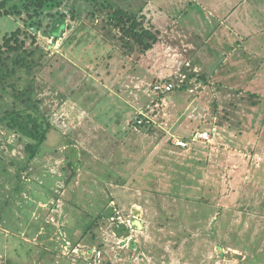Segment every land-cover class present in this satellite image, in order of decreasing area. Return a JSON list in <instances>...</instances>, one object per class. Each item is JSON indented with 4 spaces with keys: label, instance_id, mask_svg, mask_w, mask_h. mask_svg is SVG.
Returning <instances> with one entry per match:
<instances>
[{
    "label": "crops",
    "instance_id": "crops-1",
    "mask_svg": "<svg viewBox=\"0 0 264 264\" xmlns=\"http://www.w3.org/2000/svg\"><path fill=\"white\" fill-rule=\"evenodd\" d=\"M143 1H145V3L142 4L139 9H136L138 6H129L128 4L132 2L129 3L128 0H124L123 2L127 5H124L123 8L139 11L142 17L147 18L146 13L144 14V5L147 3L146 0ZM167 1L168 10L165 11H167L168 14L165 19L168 18V21L172 16L169 14L174 10L172 9L173 6L170 5L171 2L172 4L177 2L179 5L181 3H190L189 8L192 3L200 2L207 13L212 14L211 16H207V13L205 14L206 19H209L212 23L214 22L211 20L212 17L217 18L219 12H222L223 16H226V22L229 24H232L230 21L233 23H238L239 21L244 22V15L240 12L250 9L245 7L248 0ZM157 2H160V0ZM219 3H221V5L215 7L212 5ZM179 12L178 14L181 16L180 20L176 22V25H174L171 30L174 37L179 39L185 33H191L190 35L192 36H199L197 38H192L193 42L191 41L192 44L190 43L191 46H189V54L193 56L192 62L184 60L185 62L183 61V63L180 64L178 71L175 72V74L173 72L172 76L171 73L165 74L164 72H157V69L152 73L150 72L151 74L149 73V76H146L145 72H143L144 75L140 77L137 76V74L128 72V77H131L129 80L144 81L145 78L149 83L150 87L144 89L136 85L135 87H139L137 88L138 93L133 88H129L130 92L124 95L108 88L109 90L107 89L105 93L101 92V95L97 98V100L99 99L97 102L91 100V97L96 94L95 92H88L89 95L87 96L85 95L88 93L85 94L84 92L81 95L83 100L75 97L74 99L77 102L71 101L73 104L68 108L61 107L57 110V119H51L52 128L48 132L46 140L43 142V144L45 142L47 143L46 149L43 151L40 149V153L30 163L27 161L26 155L23 159H20L22 170L23 167L25 169L29 167V170L22 171V173L24 172L23 174L12 172L11 176L4 173H2L4 177L0 176V205L10 206L16 202L17 207L12 215H14L18 221L23 222L24 219L27 221L24 224L18 225L16 228L18 232H20L16 239H21L24 243H34L45 249V262L41 263L38 261V264H89L95 256V251L101 249H104V251L101 250L102 256L100 264H113L111 257H106L105 254L106 249L110 245L108 242L111 241V237L116 240L118 239L119 241L117 240V244L119 247L122 249H129V251L133 253V257H135L136 254H143L148 259H153L156 263L160 262V264L161 262L164 264L165 261L163 260L169 258L168 262L165 264H178L176 259H183V257L191 259L194 252L201 253V246L203 250H209L207 246L202 245V243L206 244V242H209V240H206V236L203 237V235H201L197 238H193L196 236H190L188 230H194L195 227L205 226L210 219L214 220L212 223H216L220 215H225L226 223L224 226H221L220 238L237 235L238 232L231 230L235 227L243 226H247V233L243 236L247 238L251 230L257 228L254 221L248 218L245 212L242 216L236 214L241 219H235V221L238 222H234V226H231L230 220L233 218V213L240 210V206H236L235 203L231 204V202L238 200L234 198L230 203H226L231 206V208L227 209L224 207L226 206L224 205L225 198L221 199L218 197V199L214 201L210 195H215V192H210V187L207 182L206 184H200L199 181H202L203 178L207 179L213 158L222 160L226 153L229 155L233 149L235 150L236 146L241 149L245 147L252 148V150L256 149L255 147L263 144L264 135L261 134L260 136L258 133L255 135V132L252 130L251 132L254 133L251 139L246 138L247 136L245 135H243L245 137H239V133H234L232 135L231 132L228 133V131L232 129L233 125L224 123V119L219 112L211 113L208 108H205L203 110L204 112L199 114L201 121L196 119L197 115H195V112L200 102L199 97L206 91L208 84L212 83V79H217V84L222 86L220 92L223 93L226 91V94L232 95L231 97L250 91L254 87L252 82L257 81L258 77L264 76V60L259 61L263 57V54L260 52L258 56L261 57L254 56L257 52L255 48L245 45L249 41L245 38H239L237 40V34L226 32L224 30L226 27L219 29L214 23V27L210 26V29H203L202 33L197 31L199 34H196L194 30H190L191 28H189L187 24V21L191 23V21L186 18L187 10H181ZM247 18L250 17L247 16ZM148 22H151L149 18ZM201 27H203V25H201L200 28ZM90 33L94 34L92 31H90ZM250 33L251 31L249 32V30L238 32L240 37L241 34L248 37ZM202 35H204L205 38L207 37V41L200 38ZM159 37L160 35L153 45L159 42ZM197 39L200 41L199 44H197ZM236 42L239 43V46L244 44L245 47L243 48L241 57L236 55L239 57H236L235 60L232 61L230 57L238 50L236 45H233V43L235 44ZM204 44H206V56L202 54L200 48L201 45ZM213 44L215 47L212 46ZM227 44L230 46L229 51L233 50L231 52L232 54L225 53V46H227ZM114 46L115 45L112 43V47ZM153 49H155V46L152 47V50ZM211 50L224 53V58H222V56H219L218 59L214 58L209 54ZM122 56H124V59L120 63L125 64V60H128V55ZM226 60L228 62L227 67L242 68L241 70L236 69L238 72L233 71L234 76L239 73L240 76L244 77L246 72H249L247 78L251 77L252 79L249 83L247 82L248 84L246 83L247 87L236 85V88H227L223 85V77L230 76V73L222 69ZM229 61H231L230 64ZM254 61H259V64L257 66L253 65ZM111 63L113 62L111 61ZM220 63H222V68L220 67ZM244 64L248 67L249 71L243 68ZM120 72L119 69L114 71L116 78L113 84H119V82H117L119 78L122 81L125 80L123 76L125 72ZM117 73L120 74L118 75ZM114 75L110 78L112 81ZM232 75L233 74H231V76ZM120 76H123V79ZM157 80H171L175 86L171 91L162 94V105L164 106L158 108V110L156 109L158 114L152 116V111H149V108L150 104L155 101L154 99L158 97V94L153 91V84ZM137 83L140 84L141 82ZM143 87L144 85L142 88ZM255 90L257 91L258 89ZM256 91L249 92L248 94H251L253 98L263 100L264 95L258 92V94H256ZM260 104L261 101L260 103L258 101H253L252 106L257 107L260 106ZM141 111L146 112L152 119L150 125L139 126L134 124L135 120L132 122L134 115L137 118ZM174 111H176V114ZM100 112L106 115L104 120L99 117ZM96 114H98L97 118ZM208 114L214 117L209 119L206 117ZM156 117H161L164 120V124L155 127L156 130L154 129L151 131L149 128L146 129V127L153 126L154 123H156ZM225 118H227L226 115ZM252 119L256 120L255 116L252 117ZM180 122L188 124L177 128L176 126ZM260 125H263V123H260ZM255 127L258 129L257 125H255ZM204 130L210 132L212 136L211 141L194 140L190 141L187 147H180L174 143L177 138L190 140L196 131ZM49 138H51L50 142ZM255 163L256 161L252 163V167H255L253 178L248 182L252 184H257V181L260 183L264 179V160L258 162V164L256 163V165ZM35 168L36 170L40 168L41 172L40 170L36 171ZM4 170H7V168L5 167ZM33 180H36L39 186L34 185L31 187L40 189L43 197L47 196V198L39 200L37 206H32V202L30 201L31 194L28 193L27 189H23V191L17 189L22 182L29 183ZM11 181H17V183L12 184L13 182L11 183ZM48 182H51V184ZM61 182H63V186L58 187V184ZM96 185L103 187V198L98 195ZM191 186L192 188H190ZM195 186H198L200 190L198 191L200 197L197 198V194H192ZM220 192V194H222L224 190H220ZM126 193L141 194L142 198L140 202L135 200L130 201L131 205L127 210H135L131 219H121L119 221L121 215L116 208L120 205L116 195ZM235 193L234 191L233 195H235ZM17 194L23 195V200H14V196ZM147 195H149V197H146ZM151 197H155V200L157 197L159 198V201H161L160 206L164 208L162 210L176 209L178 211H183L185 212V218H188L190 215L193 205L199 204V208L193 211V218L187 219L186 225L184 222L185 219H183L184 221L181 220V222L172 220L173 225L176 228L178 227V229L180 228L176 235L178 237L174 236L172 243L169 242L166 244L162 241L161 236L158 238V235L154 234L155 237H153V233H151L149 238L145 239L141 237L136 240L140 243L137 246L135 241L133 242V236L129 233L137 232L139 233L137 235H140L147 231L148 224L142 217L144 213H142L141 210H146L148 208L157 211L156 208L152 207V204L143 200L144 198ZM80 202H88L90 205L93 204L90 208H95L99 202H102L103 206L100 209L95 208L100 210V213L96 215H91V213L87 215L83 213L84 215H82L80 212L84 209L79 207H83ZM262 204L261 202L259 203L261 206L260 209L264 208V204ZM203 206H207L206 209H210L212 212L208 214L202 213L204 210L200 211V207ZM113 208L114 211H118L117 215L113 214ZM120 210L123 211L121 208ZM226 210L227 212H224ZM108 211L110 212L107 213ZM28 213H30V215ZM3 215L5 214H0V220ZM5 218H8L7 213ZM78 218H86L87 221L90 222V225L88 224L82 229L83 226L76 223V219ZM134 218L141 220L142 229H137L132 225ZM35 222L37 223L35 224ZM105 223L111 226L115 224V227L108 233L107 238L106 236L103 238V235L106 234H103L100 230H103L106 225ZM235 223H237V225ZM161 224L163 223L159 222L158 226ZM35 225L36 227L33 229ZM90 226H93L92 231L89 228ZM161 226L165 228L170 227L166 224ZM216 226L218 227L219 225L216 224ZM227 226H229V228L231 226V229L226 234L225 228ZM181 227H183V229H181ZM32 229L34 230L33 232ZM229 232L231 235H228ZM87 235L88 240L86 239ZM198 238H200V243H197ZM125 239H128L129 243L126 244ZM248 240L249 239H245L243 241L245 242ZM104 241H106V246L103 248L101 244ZM241 241L239 237L238 243ZM161 243L165 245H161ZM180 244H183L182 248H180ZM135 247L139 248L138 253L134 250ZM228 247L236 250L237 246ZM161 251H163V253ZM18 253L20 252L16 254ZM21 255L26 256L23 253H21ZM204 256H207V260L210 259L208 254H202L200 255V264L205 262ZM135 259L137 258L135 257ZM14 260L15 261H13L9 255H0V264H25L23 261L24 259L17 257V259ZM211 262H216V259H212ZM180 264H187V262H180Z\"/></svg>",
    "mask_w": 264,
    "mask_h": 264
},
{
    "label": "rangeland",
    "instance_id": "rangeland-1",
    "mask_svg": "<svg viewBox=\"0 0 264 264\" xmlns=\"http://www.w3.org/2000/svg\"><path fill=\"white\" fill-rule=\"evenodd\" d=\"M112 1H114V5H119V7L127 5L123 2L124 0ZM157 1L149 0V3L148 0H146L147 4L144 5V14L146 13L147 15V21L148 18L151 20V22H148V25L152 28V30L154 32L158 30L157 36L160 35L159 42L155 45L152 44V47L155 46V49L152 50L151 47L146 50V52L142 53L140 46L134 42V39L136 38L132 39L127 36V34L120 27H114V23L109 24L108 19L105 17L107 12L101 14L99 11L100 7L93 6L94 3L92 4V0H64L62 6L45 11L42 17L39 16L38 18L30 17L29 14L32 13V10L28 8L25 0H0V3L5 6L8 13L7 15L0 16V43H3V37L6 34H12L20 28L22 30L20 39L21 41L25 40L23 47H21L19 51L4 52L2 56H0V86L2 84H8L7 86L9 87V90H11L13 85L10 84H13V82L18 85L21 81V84L28 85L25 98H27L29 104L38 103V107L41 109L42 114L52 120L57 119V110L61 107H70L73 104L71 101H76L74 99L75 97L83 100L81 95L84 92L85 94L88 92H95L98 94H94V96L91 97L93 102H97L99 100H97V98L101 95V92L105 93L108 88L124 95L130 92L129 88H133L138 93L137 88L140 87L141 89H144L150 87L149 83L145 80V78L144 81L129 80L131 77H128V72L137 74V76L140 77L144 75L143 72H145L146 76H149L155 69H157V72H164L165 74L171 73L172 76L173 72L175 74V72L178 71L180 64H182L184 60L192 62L193 56L192 54H189V46L192 44L191 41L193 42L192 38H197L199 36H192L190 35L191 33H185L181 36L183 38L180 37L179 39H176L171 33L173 26L180 20L181 16L178 12L181 10H187L186 18L191 21V23L187 21V24L189 25V28H191L190 30H194L196 34H199L197 31L202 33L203 29L207 30V28L210 29V26L214 27V24H216L219 29L226 27L224 29L226 32H233L234 34H237V40L239 38H245L249 41L245 45L255 48L257 52L254 56L256 57L261 52L263 57L259 61L264 60V0H248L245 7L250 9L243 11L245 9L244 7L242 10L243 12H240L244 15V22L239 21L238 23H233L230 21L232 24L226 22L227 18L226 16H223L222 12L217 14V18L212 17L211 20L214 21L213 24L209 19H206L205 14L207 11L203 8V5H201L200 2L192 3L190 8V3H181L180 6L177 2L174 4L171 2L170 5L173 6L172 9L174 10L171 14H169L172 16L168 21V18L165 19L168 14V12L165 11L168 10V1ZM128 2H132L131 4H128L129 6H138L136 9H139L140 6L145 3L143 0L142 2L141 0H128ZM212 5L215 7L217 5H221V3ZM15 6H17V8ZM211 15L212 14L207 13V16ZM247 16L250 18H247ZM41 20H43L42 23H38ZM62 24H64V28L66 30L57 34L56 30ZM201 25H203V27L200 28ZM244 30H249L251 33L248 37L241 34V38L238 32H242ZM90 31L94 32V34L90 33ZM200 38L207 41V37L205 38L204 35L200 36ZM199 42L200 41L198 40L197 44H199ZM112 43L115 45L114 47H112ZM238 44V42L235 44L233 43L234 46L236 45L238 50H236L234 55L230 57L232 61H234L236 57H241L243 48L245 47L244 44H241L240 46ZM205 46L206 44L201 45L200 48L202 54L206 56L207 50L205 49ZM212 46L215 47L214 44ZM225 48L226 54H232L231 52L233 50L229 51L230 46L228 44ZM209 54L216 59H218L219 56L224 58V53L221 52H214L211 50L209 51ZM122 55H128V60H125V64L120 63L124 59V56ZM227 60L224 63L223 68L222 63H220V67L223 71L230 73V76L223 77V85L227 88H236V85H243L244 87H247V84L252 79L251 77L247 78V74H249V72H246L244 77L240 76L239 73L234 76L233 71L236 72V69L241 70L242 68L227 67ZM111 61L113 63H111ZM259 61H254L253 65L257 66ZM230 63L231 61H229V64ZM243 68L248 70V67L245 64ZM117 69L121 72H125L123 74L125 80L122 81L119 78V81H117L119 82V84L117 83L118 86L116 83L113 84L114 79L116 78L114 71H117ZM231 74L233 75L231 76ZM112 75H114L113 81L110 79ZM123 76L120 77L123 79ZM212 80V83L208 84L206 91L199 97L200 102L198 103V109L195 112V115H197L196 119L200 120L199 114L203 113L205 108H208L211 113L219 112L221 117L224 119V123L233 125L232 129L228 131V133L231 132L232 135L234 133H239V137L247 136L246 138L248 139L253 137L254 132L255 135L257 133L260 136L261 134L264 135V99H256L251 97V94H248L249 92H253L256 91L255 89H258L256 94L261 93L264 95V76L260 78L258 77L257 81L252 82L254 87L250 91H246L245 93L234 97L226 94V91L223 93L220 92L222 86L217 84V79ZM137 82L141 83L139 84ZM156 82H158V80ZM136 85L139 87H135ZM143 85L144 87L142 88ZM0 92L3 93V95L5 94L1 90ZM154 93L157 92L154 91ZM87 95H89V93L85 96ZM2 99L3 97L0 96V106L3 107V105L6 106L7 103ZM9 99L12 100V97H10V92L8 91L6 100ZM154 100L155 101L150 104L149 108V111H152V116L157 115L158 108L164 106L162 105V95L159 96L158 94V97ZM253 101H258L259 103L261 101L260 106H252ZM175 112L176 111H174V113ZM99 114V117L104 120L106 115L101 112ZM225 115L227 118H225ZM254 116L256 120L252 119ZM97 117L98 114H96V118ZM206 117L212 119L214 116L211 117V115L208 114ZM135 119L136 117L134 115L132 122ZM260 123H263V125H260ZM161 124H164V120L159 117L157 118L156 123H154L153 126H150L151 128L146 127V129L149 128V130L152 131L155 127ZM185 124L188 123L180 122L176 127L179 128ZM254 124L258 126V129ZM251 130L254 132L252 133ZM50 140L51 138H49V142ZM262 143L263 144L255 147L256 149L253 150L249 147L241 149L236 146L235 150L233 149L234 151L232 150L229 155L226 153L222 160L213 158L212 164H210L211 166L207 179L203 178L202 181H199L200 184H206L207 182L210 187V192H215V195H210L214 201H216L218 197L221 199L225 198L224 205L226 206L224 207L227 209L231 208V206L226 203H230L234 200V198L238 200L231 202V204L235 203L236 206H240L241 210V212L240 210H237V212L233 213V218L230 220L231 226L234 222H238L235 221V219H241L238 217L239 214L242 216L245 212L247 213V217L254 221L257 228L253 227L254 230H251L247 238L243 237L244 234L247 233V226L235 227L231 230L238 232V237L237 235H232L220 238V232L222 230L221 226H224L226 223L225 215H220L216 223H212L214 220L210 219L207 221V225L195 227L194 230H188L190 236H196L193 238H197L201 235H203V237L206 236V240H209V242H206V244L202 243V245L207 246L209 250H203L201 246V253L194 252L191 259L184 257L183 259H176L178 264H180V262H187V264H200V255L202 254H208L210 258L207 260V256H204L205 262L203 264H264V208L260 209L261 206L259 205L260 202L261 204L264 202V179L260 183L257 181V184L248 183L253 178L254 174L255 167H252V163L256 161L258 164V162L264 160V138ZM46 144L47 143L45 142L42 145V151L46 149ZM24 145L25 140L20 138V134L10 132L4 126L3 121L0 120V176H3L2 173L11 176L12 172L23 174L24 172L22 173V171L27 169L29 170V167L27 169L23 167L22 170L20 164V159H23L26 155ZM5 167L7 170H4ZM53 169L55 170L54 166ZM39 170L40 168L36 171ZM12 182L13 181H11V183ZM15 183H17V181L12 184ZM48 183L51 184V182ZM34 185L39 186V183H37L36 180L29 183L22 182L20 187L17 189L19 191L27 189L28 193L31 194L30 201L32 202V206H37L38 201L47 198V196L43 197L40 189L31 187ZM59 186L62 187L63 182L59 183L58 187ZM190 188H192V186ZM102 190V186L96 185V191L101 198H103ZM220 190H224V193L220 194ZM198 191H200L199 187L195 186L192 194H197L196 198L200 197V195H198ZM234 191L236 192L235 195H233ZM146 197H149V195ZM23 198L24 197L21 194L14 196V200H23ZM116 198L118 199L120 205L116 208L121 215L119 217L120 221L121 219H131L135 210H127L130 208V201L135 200L140 202L142 195L137 193L117 194ZM143 200L152 204V207L156 208L157 211L150 210L148 208L146 210H141V212L144 213L142 217L148 224L147 231L141 233L140 235H137L139 234L137 232L129 233L133 236V242L135 241L137 246L140 243L136 240L141 237H144L145 239L149 238L151 233H153V237H155L154 234L158 235V238L161 236L162 241L166 244L169 242L172 243L174 236L178 234L177 231L180 229L173 225L172 220L181 222V220L184 221L183 219H185L184 222L186 225V222L188 221L187 219L193 218V211L199 208V204L193 205L190 215L188 218H185V212L183 211H178L176 209L162 210L164 208L160 206L161 201H159L158 197L156 200L155 197L144 198ZM80 204L83 205V207H79L85 210L80 212L82 215L90 213L91 215H96L97 213H100V210L95 208L100 209L103 206L102 202L97 203L95 208H90L93 204L90 205L88 202H80ZM16 207V202L10 206L0 205V214H8V218H5V215H3L0 220V255H9L13 261H15L14 259H17V257L24 259L23 261L25 264H38V261L44 263V258L46 256L44 248H41L34 243H24L21 239H16L20 234L16 228L18 225L27 222L26 219H24L23 222L18 221L17 218L12 215V213L15 212ZM203 207H200V211L204 210L202 213L208 214L212 212L210 209H206L207 206ZM120 208L123 209V211L120 210ZM112 210L113 214L117 215L118 211H114V208ZM109 212L110 211L107 213ZM224 212H227V210ZM28 214L30 215V213ZM236 214H238V216ZM159 222L163 223L161 225L166 224L170 227L165 228L161 225L158 226ZM36 223L37 222H35V224ZM76 223L78 225H82V229H84L88 224L90 225V222H88L86 218H78L76 219ZM216 224L219 226L217 227ZM235 224L237 225V223ZM231 226L230 228L229 226H227L228 228H225L226 234L231 229ZM35 227L36 225L33 229H35ZM114 227L115 224H112L111 226L107 223L103 230L100 229L103 234H106L103 235V238L104 236L107 238L108 233L111 232ZM89 228L91 231L93 230V226H90ZM33 229L32 232L34 231ZM181 229H183V227H181ZM230 232L228 235H231ZM87 237L88 235L86 236V239L88 240ZM239 237L242 241L238 243ZM111 238V241L108 242L110 245L109 247L107 246L108 248L106 249L105 254L106 257H111L113 264H160V262L156 263L153 259H148L143 254H136L137 256L135 255V257L137 259H135V257L132 256L133 253L129 251V249H122L119 247L117 244L118 239L116 240L113 237ZM245 239L249 240L244 242L243 240ZM197 240V243H200V238ZM125 241L126 244L129 243L128 239H125ZM105 243L106 241L101 244L103 248L106 246ZM162 244L165 245L164 243H161V245ZM179 246L182 248L183 244H180ZM228 246L237 247L236 250H233ZM101 250L104 251V249ZM134 250L138 253L139 248L135 247ZM17 252L20 253L16 254ZM161 252L163 253V251ZM21 253L26 256L21 255ZM168 259L169 258H165V260H163L165 261L164 264L168 262ZM212 259H216V262H211ZM161 264L163 263L161 262Z\"/></svg>",
    "mask_w": 264,
    "mask_h": 264
},
{
    "label": "trees",
    "instance_id": "trees-1",
    "mask_svg": "<svg viewBox=\"0 0 264 264\" xmlns=\"http://www.w3.org/2000/svg\"><path fill=\"white\" fill-rule=\"evenodd\" d=\"M28 8L32 10L29 14L31 18L42 17L45 11L62 6L64 0H25ZM95 1V2H94ZM101 1V2H98ZM92 0L93 6L100 7L101 14L107 12L105 17L109 24L114 23V27H120L134 42L140 46L141 52H146L157 41V31L154 32L148 25L146 17H142L139 11L124 9L119 5H114L112 0ZM4 3V2H3ZM17 8V6H15ZM5 6L0 3V16L7 15ZM43 20L38 23H42ZM127 27V28H126ZM64 24L57 28V34L63 32ZM22 30L17 29L12 34H6L3 43H0V56L4 52L19 51L23 47L25 40L20 39ZM35 39V37H34ZM20 42V43H19ZM21 82V81H20ZM19 82L9 90L8 84H2L0 96L6 101V106H0V120L10 132L20 134V138L25 140L24 151L26 152L27 161L30 163L40 153L41 146L47 138V134L52 128L51 119L43 115L37 104H29L26 94V84ZM10 92L12 100H6V95ZM17 91V92H15ZM5 98V99H4ZM34 103V102H33ZM121 233V232H119Z\"/></svg>",
    "mask_w": 264,
    "mask_h": 264
},
{
    "label": "built area",
    "instance_id": "built-area-1",
    "mask_svg": "<svg viewBox=\"0 0 264 264\" xmlns=\"http://www.w3.org/2000/svg\"><path fill=\"white\" fill-rule=\"evenodd\" d=\"M175 84L171 80H160L153 84V90L157 92V94L162 95L166 92L171 91L174 88ZM152 123V119L146 114V112L141 111L140 114L135 119L134 124L136 125H150ZM212 136L209 131H196L190 140L184 138L175 139V144L180 147H187L190 144V141L194 140H205L211 141ZM102 251H95L94 258L89 262V264H100L101 263Z\"/></svg>",
    "mask_w": 264,
    "mask_h": 264
},
{
    "label": "water",
    "instance_id": "water-1",
    "mask_svg": "<svg viewBox=\"0 0 264 264\" xmlns=\"http://www.w3.org/2000/svg\"><path fill=\"white\" fill-rule=\"evenodd\" d=\"M132 225L137 228V229H142L143 226H142V222L140 219L138 218H134L133 221H132Z\"/></svg>",
    "mask_w": 264,
    "mask_h": 264
}]
</instances>
